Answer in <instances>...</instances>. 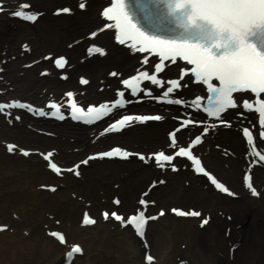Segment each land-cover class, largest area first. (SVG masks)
Masks as SVG:
<instances>
[{
  "label": "snow or ice",
  "instance_id": "snow-or-ice-1",
  "mask_svg": "<svg viewBox=\"0 0 264 264\" xmlns=\"http://www.w3.org/2000/svg\"><path fill=\"white\" fill-rule=\"evenodd\" d=\"M148 3L152 5L151 9L148 8ZM148 3L136 0V5L144 12L143 19L147 21L148 25L145 26L141 23V17L130 6L129 0H104L97 12V16L102 18L98 21V27L86 32L88 37H95L97 33L107 29L110 32L111 40L115 41L117 45H126L125 50L130 49L138 54L140 64L137 65L133 74L119 79L118 84L126 87L115 89V99L99 104L87 103L85 108L73 99L74 93L69 90L64 94L67 99L63 101L66 112L60 110L61 104L57 100L49 98L44 103L50 106L51 111H47L43 107H35L26 100L8 99L6 101L0 100V113L7 115L6 108L20 107L28 112L35 111L45 116L63 117L67 114L73 119L90 121L105 115V113L112 112L113 107H109V103L112 106L123 108L128 101L122 97V92L130 90L136 100L143 98L136 96L137 92L151 95L152 89L146 86L142 87L140 83L145 80L157 88L162 83H166L161 94L153 97L155 101H174L192 109H200L202 96L199 94L190 96V104L184 98H176L170 95L182 87L184 79L200 82L201 90L206 88L207 92L203 111L207 117L217 118L216 123L209 125L206 119L202 122L193 114H189L188 118L176 116L175 119L177 121L182 120V123H178L176 127L167 132L168 143L166 147L145 154L142 152L130 153L129 150L117 145L105 151L91 152L84 161L77 163L86 164L88 159L93 157L127 158L132 154L144 161L154 158L156 165L161 169L169 167L175 170L178 162H175L174 158L185 157L187 161H191V167L195 172L204 173L216 189L235 196L237 195L235 192H231L211 172L206 171L200 157L194 154L193 146L201 142L203 134L208 133L210 127L215 128L217 123L223 126L231 124L230 120L221 116V113L229 106L234 109L239 107L243 110H249L254 117V122L255 116L258 114V126L260 128L258 139L264 143V98L261 95L264 94V0H148ZM27 7L28 0H19V6L15 7L14 11L9 14L27 22H34L40 13L36 10H26ZM77 7L85 8V0H78ZM72 11V7L67 4L52 9L54 14H67ZM20 47L26 49L29 46L27 43H23ZM146 50L148 53L156 55L150 59L146 58L144 55ZM86 52L88 54H104L106 47L97 43H89ZM51 55L52 53H45V58ZM163 61H167L169 65L176 62L178 75L163 77L161 70H166V64ZM181 61L187 62V64L181 66ZM51 63L56 68H63L65 56L56 55ZM144 64H147L148 67L144 68ZM41 71L47 73L49 69L44 68ZM158 72H161L160 76L157 75ZM59 75L64 77L67 73L60 71ZM108 75L119 77L120 73L113 69ZM79 81L83 84L86 82V78L80 76ZM233 93L236 95L234 96ZM236 115L240 116L241 112H237ZM16 118L19 119V116ZM149 119L160 120L163 117L158 113L120 114L118 118L107 123L101 129V134L118 131L135 122H143ZM201 123L204 125L202 130H198L194 138L190 139L186 145L178 143L176 133L181 128L187 125L195 127ZM244 123L247 121L245 120ZM238 130L242 131L243 138H246L247 141L248 148L245 154L251 153L258 157V161L252 159V164L264 162V154L253 146L254 129L250 130L249 126H244ZM6 147L12 151L14 145L8 143ZM18 151L27 156L30 151L38 150L19 147ZM39 155L47 161L48 168L56 173L61 172L57 163L50 159L51 151L39 152ZM179 163H185V161H179ZM248 167L251 168V164ZM69 170L75 171V174L79 175L77 164H72ZM163 182L162 178L153 180L149 188ZM243 184L250 190L251 194H258L257 189L250 182L248 171L243 174ZM40 187L54 190L56 185L42 184ZM145 195L146 193H142L138 201V204L143 207H137L132 214L125 216L116 210L105 209L101 211L102 218H112L119 222L121 227L128 225L135 230L136 235L143 237L146 221L156 219L157 215H163L165 211L161 208L158 214L151 217L147 216L145 214L146 206L150 203L154 204L155 201L145 199ZM113 202L117 205L120 204V200L115 197ZM170 212L177 215L201 217L200 211L195 209L185 211L180 207H172ZM208 220L209 216L204 214L198 223L203 226ZM94 221L95 218L84 211L81 223L92 224ZM5 227V225L0 224V229ZM50 235L57 238L61 244L66 243L62 232L50 230ZM234 247L235 245H232L229 249L230 253ZM81 251L82 248L78 243H71L65 255L70 257L73 253H80ZM143 259L151 262L154 257L146 253Z\"/></svg>",
  "mask_w": 264,
  "mask_h": 264
},
{
  "label": "bare ground",
  "instance_id": "bare-ground-1",
  "mask_svg": "<svg viewBox=\"0 0 264 264\" xmlns=\"http://www.w3.org/2000/svg\"><path fill=\"white\" fill-rule=\"evenodd\" d=\"M28 1L32 3L33 8L45 11L46 14L44 15L43 19L49 18L51 20V24L49 25L48 21H44L42 25L35 24L33 27H26L25 25H17L9 21L7 24L8 30L10 31L8 34V38H11L15 41H18L20 39L23 42L27 41L33 53L46 49L51 51H67L71 60L70 65H73L70 70L71 77H75L80 73H87L92 79L93 86L91 84V86L87 89L86 97H98L108 94L109 92L107 90L112 91V89L116 86V80H111L107 76L108 70L118 69L120 72L125 73L130 69L131 65L137 61L134 55L129 54L128 51L115 48L110 44L109 41L105 42L103 39H101L100 36H98L96 41L101 42L107 46L108 55L103 59L89 61L82 66L78 62L79 59L77 57V53L80 52L82 44L76 46L75 51H73L69 46V43L76 38L83 39V37L86 36V32L91 31L98 24L99 17L97 16L96 11L99 7H101V5H103L102 0H86V7L83 9H79L77 7L78 2L75 0ZM61 2L72 5L73 9L76 11V15L69 19L68 22L63 25L61 27V30L58 32V27L61 25V22L51 17L50 12L53 7ZM3 21L7 20H5V18L1 19L0 25ZM8 38L6 39V37H4L2 41L5 44L9 43V45L3 46L0 44V62L2 61V59H6L4 66L10 69V74L6 81L9 84V87H12L16 93L24 95H29L28 93H31L32 95H29L30 97L43 98L51 93L59 94L62 89L73 84L71 82L65 85H61V83L55 76H50L49 78L41 82V79L39 78V70L41 64L36 65L31 70L22 69V64L28 61L29 54L25 53L22 55L20 47L19 51L16 50V48L14 47L15 42H13V44V40L10 41L8 40ZM74 55L77 56H75L74 58ZM75 61H77L78 63H75ZM19 81H22V83L18 84ZM40 84H42V86H40ZM16 126L18 127V125ZM11 135L15 136L18 139H21V137L17 135L16 132H12ZM82 137L85 138V135H82ZM221 137L223 136L220 135L218 139ZM122 138L126 142L141 143V135L134 130L128 132L127 134L122 136ZM152 139L156 144L158 141V136L154 135ZM20 142L28 143L30 145L33 143L28 141L27 138L24 137ZM79 146L81 148L84 147V149L82 150H86L87 148H91V142L90 140L85 139ZM229 146L234 150L236 154L238 153V149L235 146ZM1 148L2 147L0 146V149ZM237 162L241 163L240 161ZM237 162L231 160L228 162V164L230 167H234ZM152 168L154 167H151L150 169ZM129 169L131 173L141 175L145 173L148 174L149 177L156 176L159 173L154 169L150 171H148V169L137 167H132ZM41 170H44L43 167L40 168V171ZM40 171L38 170V168L34 169V173L42 175ZM138 171H141L143 173H139ZM96 173L97 172L95 171L94 174ZM0 175L2 176L0 178V218H4L7 215V209L10 211L21 210L22 207L26 203H28L29 200L27 199L28 197H30L28 193L30 192H28V190L24 188L26 187L24 184L23 187L22 183L20 184L14 177L8 178L7 171L5 169H0ZM89 176L90 174L88 175V177ZM189 176V174L185 175L184 177L179 176L180 181L179 183L176 182L177 187L174 188L172 186L170 189H168V191L170 192L165 196V199H167L168 201H180L188 197V192H192L193 195H198L197 201L199 202V204L204 205L207 209H209V211L223 210L221 209V203L223 202L218 203L216 197L214 196L211 200H209V192L204 188L203 185H201V190L190 188V190L185 191L186 189H188L185 185V180H190ZM261 184L264 185V180L261 182ZM88 186L91 185L88 184ZM77 192L82 193V189L78 187L76 188L70 183L63 184L62 187L58 189L56 194L58 196L59 203L50 202L49 200H45L43 197L42 199L37 197V201H41V204L43 206L46 204L45 209L53 207L55 210L64 213L61 210L62 206L65 207V209L67 206L69 209H71V212H74L73 210L75 205H81L82 203H79L81 201L84 204L86 201L84 199H82L81 201L77 200L80 194L76 195V198L72 200L71 194ZM35 193H37L36 188L33 189V194ZM94 199L96 198H93L92 200ZM214 205H217L219 210L215 208ZM226 206L227 205H225L224 209H226ZM124 207L128 208L126 206ZM255 207L256 206H253V208H250L249 210H242L240 208L241 210L237 211L235 215H232V221L219 216L218 218L213 216V219L211 220L209 226L203 228L202 230L196 226L195 220H186L179 223L177 222L178 220H173L171 222L168 217H164L165 219L162 220L160 225H165L170 232L166 237L160 235L156 236L153 241V248L162 259L161 264H165V262L166 264H174L176 258L177 260L183 259L184 264H196L197 259L203 256L202 249L205 248V245L202 244L201 240L199 239L204 238V241H219L221 252L223 255H225L230 244H232L233 241L237 238L235 233L239 231L244 236V239L242 240L241 246L235 253V261H229L227 255V257L225 256L224 260L222 261L217 260L213 262L214 259H211L209 263L264 264V248L261 247V257L256 262L252 261L253 254L257 250L256 240L263 237V232H260L259 228L261 224L264 223V206H262L263 209L261 210L263 215L254 214L253 210ZM230 208H232V206H230ZM47 213L55 215L52 211H48ZM228 213H230L229 210ZM7 223L10 224V229L7 232L0 234V264H55L59 261L60 253L63 249L55 242H51L49 237L45 235L41 236V241L38 244L40 248L29 247L23 244L22 240H19V238L21 237L20 235H23V233L14 229L16 222L9 219ZM62 223L66 227L69 226V224L65 221H63ZM237 224L240 225L239 228H235V225ZM29 225L30 223H26V225H24V228ZM111 227L113 226H110L108 224H100L93 228L87 229H80L78 227L68 228V232L72 236L78 235L82 239H84V236L90 233L89 238L85 239L87 245V253H85L86 256H84V258L77 259L74 264H143L142 255L145 252V249L142 247V244L139 242V240H135L132 234H130L127 229L121 230L117 227H114V229L112 230ZM227 228H230L229 235L225 236V230ZM155 229L159 228L156 227ZM12 231L13 233H11ZM110 234H115V237L111 236ZM173 235H177L180 236L181 239H185V244L187 245L186 249H179L178 251H176L177 246L175 247V244H173V240L177 238V236L173 238V240H171V237ZM101 243H103L104 245H101ZM102 246H104L107 251H105V253H98V248Z\"/></svg>",
  "mask_w": 264,
  "mask_h": 264
},
{
  "label": "rangeland",
  "instance_id": "rangeland-1",
  "mask_svg": "<svg viewBox=\"0 0 264 264\" xmlns=\"http://www.w3.org/2000/svg\"><path fill=\"white\" fill-rule=\"evenodd\" d=\"M7 161H8L9 163H11L12 169L19 168V167H22V166H27V167H28V165H31L29 161L24 162L22 159L11 158V157L7 156V154L0 152V168H1V167H4V163H6ZM30 168H31V167H30ZM22 173H23V174H22ZM21 174H22V176H24V177L29 176V172H27V171H22ZM30 176H31V175H30ZM139 181H140V180H139ZM18 182H19V181H18ZM19 183H20V182H19ZM143 183H144V182H143ZM142 185H143V184H142ZM130 186L132 187V189L135 191L136 194L138 193L139 190H141V189L143 188L142 186H138V187H136V186H134V185H132V184H130ZM134 188H135L136 190H135ZM136 194H135V195H136ZM40 198H42V196H41ZM49 198H50V197H49ZM41 206H43V205H41ZM255 213L261 215V213H260L259 211L255 212ZM34 219L37 220L36 216H34ZM259 229H260V232H264V223H263L262 226H260ZM162 233H163V234H166L165 230H163L162 232H159V233H157V234L161 235ZM154 235H155V234H154ZM154 235H153V236H154ZM177 235H178V234H177ZM177 235H173V236L171 237V240H173V238H175ZM257 236H259V235H257ZM180 238H181L180 236H177V238H175V239L173 240V244H176L177 246L180 245V244L182 243V241H181ZM256 241H257V250H256L255 253L253 254V259H252V261H254V262H256V261L261 257V255H262V253L260 252V247H261V248L264 247V246H263V237H262V238H258ZM202 244H204V243H202ZM202 252H203V256H202V259H201V263H202V264H205V263H206V260H205V259L211 258V256L213 255V253H210V252H211V247H210L209 245H205V248L202 249ZM15 255H16V254H15Z\"/></svg>",
  "mask_w": 264,
  "mask_h": 264
}]
</instances>
